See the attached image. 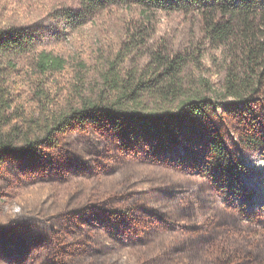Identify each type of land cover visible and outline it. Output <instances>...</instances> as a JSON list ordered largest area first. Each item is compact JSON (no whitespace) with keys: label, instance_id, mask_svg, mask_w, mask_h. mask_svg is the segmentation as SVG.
<instances>
[{"label":"rangeland","instance_id":"1","mask_svg":"<svg viewBox=\"0 0 264 264\" xmlns=\"http://www.w3.org/2000/svg\"><path fill=\"white\" fill-rule=\"evenodd\" d=\"M57 3L2 0L0 22L36 31L42 47L69 60L49 79L64 97L81 78L94 83L101 63L126 47L140 10L113 5L74 29L55 17ZM155 20L147 45L130 56L142 65L160 46L182 52L204 39L194 14L160 10ZM208 75L218 81L223 72ZM18 79L32 99L25 70ZM250 134L264 136V93L249 104L224 101L171 143L138 124L74 122L36 154L4 156L0 264H264V149L247 143Z\"/></svg>","mask_w":264,"mask_h":264},{"label":"trees","instance_id":"2","mask_svg":"<svg viewBox=\"0 0 264 264\" xmlns=\"http://www.w3.org/2000/svg\"><path fill=\"white\" fill-rule=\"evenodd\" d=\"M55 1V17L74 29L113 5L136 6L140 13L130 22L126 47L101 63L96 81L81 78L64 97L49 79L64 72L69 60L42 47L36 31L0 22V161L40 152L74 122L107 121L122 131L138 124L171 143L224 101L249 104L264 93V0H79L77 10L68 0ZM160 10L196 15L204 39L182 52L160 46L142 65L130 56L147 45ZM78 66L91 70L84 60ZM211 67L223 72L218 81L208 75ZM24 70L32 99L18 79ZM246 140L264 149L263 135ZM213 143L220 165L233 174L223 140Z\"/></svg>","mask_w":264,"mask_h":264}]
</instances>
